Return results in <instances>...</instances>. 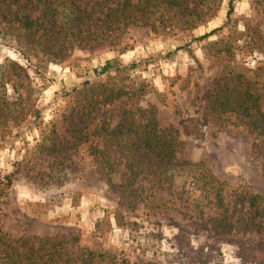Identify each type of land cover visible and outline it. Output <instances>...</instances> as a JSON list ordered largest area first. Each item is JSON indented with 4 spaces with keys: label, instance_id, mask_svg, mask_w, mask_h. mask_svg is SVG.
<instances>
[{
    "label": "rangeland",
    "instance_id": "374dc122",
    "mask_svg": "<svg viewBox=\"0 0 264 264\" xmlns=\"http://www.w3.org/2000/svg\"><path fill=\"white\" fill-rule=\"evenodd\" d=\"M169 1L177 6L164 10ZM161 6L152 24L131 27L112 45L63 49L51 60L41 53L26 58L0 34V65L20 66L33 90L28 106L39 113L0 128V229L11 238L65 236L74 257L80 247L94 248L108 254L109 264H248L243 247L264 250L255 232L218 231L221 212L206 206L190 172L171 183L144 176L128 183L127 158L113 147L108 157L118 172L108 176L112 182L103 175L108 147L94 133L113 129L127 112L154 108L161 129L178 131L177 159L202 163L225 182L229 202L248 193L264 197V136L210 110L215 93L235 85L238 75L261 84L251 75L264 58L247 46L231 66L206 56L209 43L232 33L240 39L247 23L260 24L264 36V0H165ZM114 60L119 70L102 74ZM13 68L6 67V81L15 77ZM118 86L129 95L88 111L92 97ZM6 96L17 98L11 82ZM124 185L139 191L132 195ZM242 208L237 203L231 221ZM243 211L245 219L258 216L255 208Z\"/></svg>",
    "mask_w": 264,
    "mask_h": 264
},
{
    "label": "trees",
    "instance_id": "16d2710c",
    "mask_svg": "<svg viewBox=\"0 0 264 264\" xmlns=\"http://www.w3.org/2000/svg\"><path fill=\"white\" fill-rule=\"evenodd\" d=\"M21 1L0 0V34L11 38L26 58H30L33 54L39 56L38 53H41L43 57L51 56L50 60L56 59L53 56L58 57L63 49L65 54L75 48L93 49L105 44H114L131 27L152 24L153 13L159 11L162 8L161 4L165 2V0H140L138 3H133L131 0H124L120 3V1L102 0L93 3L92 0H26L25 3H20ZM176 6V1H169L163 8L171 11V8ZM232 12L231 7L228 21L231 20ZM32 13L39 14L33 17ZM234 35L235 33H232L226 38L209 43L206 56L208 59L211 58L214 65L224 67L223 62L228 61L231 66L230 62L236 60L238 50L246 46L257 50L264 58V36L260 24L247 23L240 36L242 40L235 38ZM9 64L14 67L15 77L6 81L4 71ZM114 68L119 70L118 61H108L102 69V74H109ZM22 71L20 66L12 62L0 65V128L39 114L37 109L28 106L31 103L33 90L27 83L28 79H21ZM252 74L251 76H255L256 79L264 80V61L263 66ZM245 75H238L235 85L221 87L213 96L210 110L218 119L235 116L239 126L264 136V88L260 89L261 84L264 87V81H260L259 84L246 78ZM9 82L17 95L13 101L6 96V85ZM128 95L129 89L121 86L107 91L101 99V94L98 92L99 98L92 97L91 103L86 108L92 112L98 110L99 104L110 105ZM176 113H179L177 109ZM94 136L102 138L108 147L106 154L102 153L107 159L100 163L107 182H112V177L108 176L118 172L117 161L108 157V151L113 147L119 149L117 152L119 157L127 158L125 168L129 175L128 183L139 176L155 178L159 183L161 181L171 183L176 177L190 172L195 185L201 184L198 189L204 192L201 199L204 197L207 199L206 206L221 212L220 219L214 220L219 232H255L264 238V197L252 193L241 195L239 202L242 203L243 208L235 221H231L238 212L236 205L239 202L228 201L231 195L226 193L227 184L205 169L202 163L192 164L177 159L178 147L181 144L178 131L172 128L161 129L154 108L127 112L125 118L113 129L102 126ZM260 150L264 158V140ZM8 180V184H11V180L9 178ZM122 188L127 189L132 195L139 191V189L129 190L128 185ZM245 207L248 210L257 209L258 216L252 214L249 219H245L243 217ZM257 217L259 222L255 223ZM74 239L79 242L78 238ZM69 245L70 242L65 236L54 238L24 236L14 239L0 229V264H109L111 262L107 253L88 247H80L77 256L74 257ZM242 250L245 263L264 264V250L250 247H243Z\"/></svg>",
    "mask_w": 264,
    "mask_h": 264
}]
</instances>
